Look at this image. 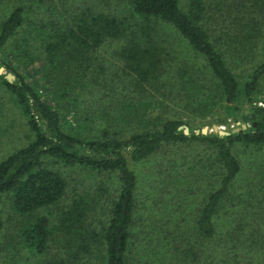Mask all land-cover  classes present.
Here are the masks:
<instances>
[{"label":"trees","instance_id":"16d2710c","mask_svg":"<svg viewBox=\"0 0 264 264\" xmlns=\"http://www.w3.org/2000/svg\"><path fill=\"white\" fill-rule=\"evenodd\" d=\"M107 1L0 0V68L5 70L0 75L1 133L10 129L11 112L28 130L25 146L0 160V253L8 256L4 264H205L206 243L218 238V212L241 173L234 148L264 147V100L256 98L264 80V0H224L229 4H222L226 12L217 11L231 26L227 32L239 41L240 50L231 57L235 63L253 59L260 47V59L243 81L229 68L220 47L223 38L215 36L210 0H128L125 12L112 11ZM228 11L234 12L228 17ZM161 29L202 62L199 69L178 66L172 84L167 67L177 58L169 59L173 53ZM112 46L121 65L118 83L127 80L138 93L175 86L180 100L202 109L204 118L218 107L235 118L245 103L248 127L225 136L186 135L178 120L152 119L154 100L140 104L129 97L118 120L132 131L122 129L117 136L106 127L93 139L64 131L57 105L93 82L89 74L95 59ZM6 74L14 79L8 81ZM189 143L205 144V177L218 181L205 195L193 235L180 237L173 227L161 230L159 222L168 221L155 219L147 226L151 232L136 245L143 228L135 215L137 177L131 165L150 159L164 146ZM61 168L116 175L117 194L100 228L90 217L103 189H73L67 203L69 184ZM239 225L223 238L225 255L233 256L220 264H264V222L245 215Z\"/></svg>","mask_w":264,"mask_h":264},{"label":"rangeland","instance_id":"374dc122","mask_svg":"<svg viewBox=\"0 0 264 264\" xmlns=\"http://www.w3.org/2000/svg\"><path fill=\"white\" fill-rule=\"evenodd\" d=\"M107 2H109L108 8L112 11L125 12L128 10V0H108ZM210 2L212 3L210 12L215 17L211 26L217 30L215 36L223 38L220 47L224 53L226 52L224 56L229 68L243 81L245 74L249 73L260 59L256 57L260 47L255 50L253 59L244 58L246 59L244 63H235L231 57L234 56L233 52L237 56V50H240L239 41L235 40V35L232 32H227L231 30V26L229 23H223L217 12L220 9H224L226 12V8H222L224 0H210ZM224 4L227 2L225 1ZM1 6H3L2 2H0ZM39 10L45 12L46 7ZM233 12L228 11V15L226 13L224 15L229 17ZM220 30L225 33L223 34ZM163 32L167 35L169 49L173 53L169 59L177 58L175 61H170V65L167 67V73L171 77L169 83L172 84V76L176 79L175 72L178 66L189 65L199 69L202 62H198L189 55L184 45L168 30L161 29V34ZM114 47L105 48L99 52L98 59H95V64L90 69L89 78L93 82L85 84L83 89L78 88L74 95H69L67 100L64 99L61 102L62 105H59L61 103L57 105L63 117L64 131L77 135L80 133L83 137L93 139L108 127L110 133L116 132L117 136L122 135V129L123 132H126L130 128L118 120V112L122 109L124 98L128 99L129 97H133L132 99L140 104L154 100L153 104H155L149 108V112L153 116H150L152 119L178 120L188 131L194 133L208 128L209 134H213L211 130L213 126H217L224 132L235 131L242 126L248 127L249 122L243 120L249 114V106L245 103L239 107L235 118L228 117L224 107H218L210 116L204 118L202 109L194 108L188 102L180 100L175 86H166L170 91L150 88L146 93H138L130 88L127 80H123L122 84L118 83V77L122 74L120 62L111 51V49L114 50ZM175 84H177L176 80ZM256 98L260 101L264 100V80L257 91ZM50 103L54 105L52 101ZM10 117L11 121H8L10 129L7 133H1L5 123L2 126L0 124V160L24 147L27 143L25 136L28 135V130L24 125V120L17 118L19 115L13 112ZM86 118L89 119L86 120ZM105 118L111 119L105 120ZM12 126L14 127L12 128ZM233 154L239 162L241 173L230 189V196L224 200L218 212V238L206 243L205 264H220L224 257L233 256V253L225 255L223 238L236 231L235 227L240 226L241 222L243 223L245 215L250 220H257L260 224L264 222V147L237 145ZM206 156L205 144H175L164 146L150 159L131 165L137 177L135 215L143 228H141L143 233L137 234L139 240L136 245H140L144 235L151 232V228L149 229L147 226L154 224L155 219L168 221L167 224L163 221L159 222L161 230L167 228L165 231H170V228L173 227L174 233L180 234V237L193 235L194 222L205 195L218 183L215 178L205 177ZM61 170L69 184L67 203L70 202L73 189H77V192L91 193L97 191L99 187L103 189L104 192L100 191L97 195L98 209L90 217V221L100 228L106 222L110 202L117 194L116 175L90 174L76 168H61ZM251 186L254 188L250 189ZM247 228L253 230L252 227L248 226ZM182 233H184L183 236ZM259 246L262 247V244L260 243ZM6 260H8V256L0 253V264H4ZM233 263L234 261L230 264ZM93 264H98V262Z\"/></svg>","mask_w":264,"mask_h":264},{"label":"water","instance_id":"95a60500","mask_svg":"<svg viewBox=\"0 0 264 264\" xmlns=\"http://www.w3.org/2000/svg\"><path fill=\"white\" fill-rule=\"evenodd\" d=\"M5 74V70L3 69V68H0V75H4ZM5 78L8 80V81H11V80H13L14 78H13V76H11L10 74H6L5 75ZM242 129H246V127L245 126H242ZM184 130V133L187 135L188 134V129L187 128H184L183 129ZM211 130H212V133H215V134H218V135H220V136H225V135H228V133L227 132H224V131H222V130H219V128L217 127V126H213L212 128H211ZM239 130H235V131H233V132H238ZM199 132H196V134H198ZM201 133L203 134V135H207V134H209V129L208 128H204V129H202L201 130Z\"/></svg>","mask_w":264,"mask_h":264}]
</instances>
